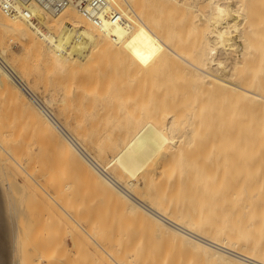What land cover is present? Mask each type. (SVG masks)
<instances>
[{
	"label": "bare ground",
	"instance_id": "bare-ground-1",
	"mask_svg": "<svg viewBox=\"0 0 264 264\" xmlns=\"http://www.w3.org/2000/svg\"><path fill=\"white\" fill-rule=\"evenodd\" d=\"M108 1L125 22L0 7V264L55 224L85 230L97 264H264V0Z\"/></svg>",
	"mask_w": 264,
	"mask_h": 264
},
{
	"label": "rangeland",
	"instance_id": "rangeland-1",
	"mask_svg": "<svg viewBox=\"0 0 264 264\" xmlns=\"http://www.w3.org/2000/svg\"><path fill=\"white\" fill-rule=\"evenodd\" d=\"M251 2L253 1V3H255L256 2V0H250ZM247 2L249 3V0H247ZM250 2V3H251ZM244 32H246V31H244ZM192 33V32H191ZM196 33V32H195ZM195 33H193V34H195ZM198 33L199 34H201L200 33V30L198 31ZM187 34L190 36V37H194V36H196V34L195 35H193V34H191L190 35V32L188 33L187 32ZM199 34H197V35H199ZM193 35V36H192ZM189 36H187V37H189ZM190 37H189V39H190ZM201 37V36H200ZM186 39V38H185ZM198 39V38H197ZM191 40H193L192 38H191ZM199 41H200V38L198 39ZM256 40H257V38H256ZM255 40V41H256ZM258 40H260V39H258ZM257 40V43H255L254 41L251 43V44H258V43H260L259 41ZM186 44H187V42L186 41H184ZM191 41L189 40V42H188V48H190V43ZM190 43V44H189ZM197 43V44H196ZM199 42H197V40H196V42H195V40L193 41V44H196V46L197 45H199L198 44ZM192 44V45H193ZM259 45V44H258ZM195 46V45H194ZM260 46V45H259ZM259 46H252L250 49H251V53H254L255 52V54H251L252 56V59H253V61L251 60H249V59H245V58H247V56H248V51H249V54H250V49L249 50H245V52H247L246 53V55H245V57L244 58H242V60L244 59V60H246L245 62H247L248 63V65H249V63L250 64H252V62H254V61H256L257 59H254V58H258L259 57V54H258V52H257V50L256 49H259L260 50V48H261V46H262V43H261V46L259 47ZM254 47H257L255 50H252ZM12 48H13V51H15V52H17V53H20L21 52V50H20V47L17 45V44H13L12 45ZM263 48V47H262ZM187 50H190V49H187ZM191 50H192V52L194 53L195 51H196V49H194L195 51H193V48H191ZM261 51V50H260ZM256 52H257V54H256ZM235 55V56H234ZM254 55H256V56H254ZM232 56H234V58L233 59H231V60H233L234 62L236 61V60H238V61H240L241 60V58H240V60H239V58H237V54H234L233 53V55ZM237 59H236V58ZM232 58V57H231ZM235 59V60H234ZM230 60V61H231ZM243 60V61H244ZM249 60V61H248ZM233 61H231V63L233 64ZM238 67H241V66H238ZM243 68V66L239 69V68H236V69H238L236 72H237V74L236 75H238V74H241L243 71H247V70H244V68ZM246 69V68H245ZM243 70V71H242ZM238 71H239V73H238ZM240 71H242L241 73H240ZM246 73V72H245ZM242 74H244V73H242ZM239 76V75H238ZM221 92V91H220ZM222 93V92H221ZM220 93V94H221ZM222 95V97H223V95L224 94H221ZM221 95H220V98L222 99V97H221ZM227 96V95H226ZM226 96L224 95V98H226ZM229 98V96L227 97V99ZM226 99V107H230V106H233V107H230L229 109L230 110H232L233 111V109H234V107H235V102L233 101V99L231 100L230 98L227 100ZM224 101H225V99H224ZM232 102H234L232 105L230 104V103H232ZM3 101H1L0 100V108L1 109H4V107L5 106H2V105H4L5 103H3ZM224 103V104H225ZM253 107H256L255 106V104H250V103H247V104H245V105H240L239 107H237V112H241L242 113V111L245 109V111L247 110V112L246 113H248V115L249 114H251L252 115V113L254 112L252 109V106ZM251 106V107H250ZM263 108V107H262ZM261 108V109H262ZM253 111V112H251V110ZM228 110V109H227ZM225 111V110H224ZM227 112V111H226ZM245 113V112H244ZM228 114V113H227ZM226 114V115H227ZM229 114H231V113H229ZM255 114V113H254ZM259 114H261V113H259ZM232 115H236L235 113H233ZM247 115V114H246ZM262 115H264V109H263V112H262ZM250 116V115H249ZM195 157V156H194ZM188 158V157H187ZM186 158V159H187ZM197 158V157H196ZM196 158H193V159H195L196 160ZM172 159V158H171ZM189 159H190V161L189 162H191V163H193L195 160H193L192 158H190L189 157ZM199 159V158H198ZM192 160H193V162H192ZM198 162L200 161V160H197ZM197 162V163H198ZM195 163H196V161H195ZM200 163V162H199ZM188 167V166H187ZM244 175H245V173L244 172H241V173H237V172H235V171H232V174H230L229 176H228V180H225L224 181V183L223 184H225L226 185V187L228 188V190H229V192H228V196H229V202H230V204H234V202H232V200H234L235 199V195H234V193L236 192V190L237 189H240L241 188V184H239V185H235L234 184V179H236V177L238 178H241V179H243V177H244ZM143 183V182H142ZM231 207H232V205H231ZM42 208V207H41ZM100 207L97 205H95V206H89V205H86L85 204V206L84 207H82V209H83V211L84 212H87V213H91V215L93 214V217L94 216H96V215H98L100 212H101V208L99 209ZM243 208V207H242ZM30 209H32V208H30ZM33 210V209H32ZM100 211V212H99ZM96 213V214H95ZM250 217V215H245V214H241V215H238V214H236L235 212H234V208H233V210L231 211V213L230 214H225L224 213V216H222V218H223V220L227 223V225H231L232 227H230L231 228V232H236L237 231V229H235L237 226L236 225H244V223L246 222V220H248V218ZM89 219H91V218H89ZM95 219V220H94ZM94 219H93V221H95V223L93 222V221H91V220H87V221H90L91 223L93 222L94 224H96V222L98 221L95 217H94ZM84 221V220H83ZM42 222H43V220H42ZM41 222V223H42ZM45 222H46V220H45ZM44 222V223H45ZM48 223V222H47ZM81 224L82 225H84L85 223H83V222H81ZM99 224V223H98ZM46 226H47V224H45ZM58 225V224H57ZM56 224L54 225V228H52V229H55L56 228V230L54 231H52V233L51 232H49V233H51L52 234V236L51 235H49L48 234V232L46 233V231L44 230V229H46V230H49V228L48 227H46V228H44L43 226L41 227V228H44V229H42V230H39V232L37 233V235H36V238L39 240L38 242L36 241V244H34V245H36V246H38V247H35V250L37 249V251L36 252H38V253H36L35 252V250H33L32 248L34 247L33 245H32V243H35V240H33L32 238H35V236L34 237H32V231L33 230H35L34 229V227H33V225H30V228H31V226L33 227V228H31V229H29L30 231H27L28 232V234H29V232H30V234L28 235L29 237H27V239L28 240H30L31 241V244H30V241H28V240H26V241H28L27 242V244H28V246L29 247H27V249L29 250L28 252H27V264H52V263H50V262H48V260H47V256L48 255H54V254H50V250L47 248V247H50L51 246V244H52V241H53V239H51L52 241H50V240H48L47 238H45L44 236L46 235V234H48V236H51V238L54 236V240H56V238L58 239V238H60V239H58V242H63L64 241V245L65 246H63V247H65V248H63L62 247V250L60 249L58 252H56L55 253V256H56V258H57V260H55L53 263L54 264H71L73 261H75V258L78 256V255H80V256H78V258L79 257H81L80 259L81 260H84L85 259V261H86V259L88 260V261H86L85 262V264H97V263H95V262H97V260L95 259V257L93 256V252H94V250H93V248L95 247V243L93 244L92 243V239L91 238H88V236L86 237V234H84V233H86L85 232V230H84V232H83V230L80 228V229H78V228H76V227H72V226H70V230L72 231V232H70L69 231V229H67V230H65L64 229V227L61 225H59V227L57 226ZM57 226V227H56ZM60 228V229H59ZM84 228H85V226H84ZM243 228V227H242ZM33 229V230H32ZM51 229V230H52ZM74 229H76V231L74 230ZM87 229V228H86ZM32 230V231H31ZM37 230H38V228H37ZM50 230V231H51ZM58 230V231H57ZM65 230V231H64ZM36 231V230H35ZM41 231V232H40ZM78 231V232H77ZM56 232V233H55ZM65 232V233H64ZM35 233V232H34ZM57 234V235H56ZM56 235V236H55ZM37 236H39V237H37ZM60 236V237H59ZM46 237H47V235H46ZM56 237V238H55ZM45 239H47L46 241H45ZM48 241H50L49 243H48ZM57 241V240H56ZM94 242V241H93ZM41 243V244H40ZM47 243V244H46ZM51 243V244H50ZM49 244V245H48ZM62 244V243H61ZM31 245V246H30ZM40 245V246H39ZM48 245V246H47ZM33 246V247H32ZM94 246V247H93ZM81 248L80 249V252L79 253H77V248ZM47 248V249H46ZM84 248V249H83ZM38 249H39V251H38ZM45 249V250H44ZM86 251V253H85V255L83 254L84 253V251ZM32 251V252H31ZM48 251V252H47ZM64 251V252H63ZM60 252V253H59ZM62 252V253H61ZM36 253V254H35ZM39 256H38V255ZM45 254V255H44ZM59 254V255H58ZM63 254V255H62ZM35 255H36V257H35ZM40 255H44V256H40ZM47 255V256H46ZM38 256V257H37ZM63 256V257H62ZM40 257V258H39ZM84 257H86V258H84ZM65 259V260H62V259ZM66 258H67V260H66ZM83 258V259H82ZM59 259V260H58ZM61 259V260H60ZM79 259V260H80ZM76 260H77V258H76ZM66 261V262H65ZM64 262V263H63ZM76 262V261H75ZM74 263V262H73ZM81 264H83V263H81Z\"/></svg>",
	"mask_w": 264,
	"mask_h": 264
},
{
	"label": "built area",
	"instance_id": "built-area-1",
	"mask_svg": "<svg viewBox=\"0 0 264 264\" xmlns=\"http://www.w3.org/2000/svg\"><path fill=\"white\" fill-rule=\"evenodd\" d=\"M46 8L51 14H59L66 7L74 5L83 16L96 24H104L105 19L116 18L125 22L124 16L111 8L108 0H0V7L9 16L34 20L32 6Z\"/></svg>",
	"mask_w": 264,
	"mask_h": 264
}]
</instances>
